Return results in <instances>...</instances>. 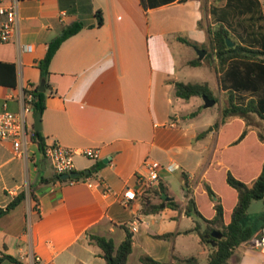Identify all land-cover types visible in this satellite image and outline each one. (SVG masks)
<instances>
[{"label": "crops", "instance_id": "0c3cea01", "mask_svg": "<svg viewBox=\"0 0 264 264\" xmlns=\"http://www.w3.org/2000/svg\"><path fill=\"white\" fill-rule=\"evenodd\" d=\"M228 1L177 0L144 10L140 0H20L19 40L0 45V62L15 65L17 86H0V112L21 111L24 89L42 84L38 62L44 59L48 44L66 26L83 22L85 28L66 40L52 59L49 81L54 94L46 100L42 133L46 146L58 143L100 151L95 161L77 156L75 172L91 171L97 163L104 166L85 181L62 183L55 180L52 165L38 144L31 142L26 155L17 156L11 141H0V209L22 193L26 195L0 218V264H35V257L41 258L40 264H107L92 237H105L119 246L126 237L123 226L134 234L128 264H143V255L160 264H171L174 256L196 258L192 264H208L210 248L196 232H189L196 222L185 215L188 198L183 175L195 192L203 188L204 181L209 182L222 196L226 212H231L236 196L223 183L225 170L249 176L255 169L244 174L243 163H262L264 146L255 129L264 127V121L254 119L248 138L235 147L229 144L244 126L241 118L229 122L238 125L232 138L225 129L216 128L220 116L207 123L206 128L212 126L207 133L199 128L192 115L202 98L185 101L176 96L175 82L184 81L176 76L171 45L193 48L178 37L206 43L207 33L200 26L205 6L213 18L212 11L225 9ZM258 1L263 20L255 29L261 27L264 33V0ZM97 11L103 13L101 27L97 26ZM249 18L232 24L240 26V20ZM27 45L29 52L23 50ZM194 54L182 64L193 67L188 63L197 59ZM34 121L33 113L30 125L35 128ZM147 163L160 169V179L144 187ZM170 164L180 169L166 171ZM87 180L96 186L90 187ZM159 182L168 192L162 211L144 216L141 200ZM106 189L112 193L105 195ZM128 189L137 197L125 205ZM151 194V202H161L156 193ZM170 201L180 208L167 206ZM260 206L259 228L244 226L252 229L253 237L236 250L230 264H264V247L256 242L264 235V205ZM212 214L207 212L209 217ZM169 233L178 235L169 240L156 238Z\"/></svg>", "mask_w": 264, "mask_h": 264}, {"label": "trees", "instance_id": "16d2710c", "mask_svg": "<svg viewBox=\"0 0 264 264\" xmlns=\"http://www.w3.org/2000/svg\"><path fill=\"white\" fill-rule=\"evenodd\" d=\"M176 1L140 0L144 10L159 8L173 4ZM261 6L258 0H230L225 9L212 11L214 24L207 29L208 40L206 43L198 44L184 37L177 38L180 42L195 49L208 51V57L214 61V67L220 77L221 89L226 92L225 103L220 109V119L216 124V128L225 129L229 137L232 138L238 131V125L229 123L230 120L239 117L244 122L239 135L229 144L231 147L240 145L248 138L254 129V119L264 121V33L261 27L255 29V26L263 20ZM244 16L250 17L247 21L240 20V26L244 28L247 34L238 32V36L242 40L241 43H238L233 40L232 22L242 19ZM96 18L97 26H103L104 18L101 11L96 12ZM200 26H202L201 23ZM84 28L83 22L76 21L66 26L62 33L48 44L44 59L38 62L45 90L42 91L40 86H37L31 91L34 97L32 103L34 115L44 113L47 97L54 94L49 81L52 59L66 40L77 35ZM247 28L253 30L247 31ZM228 38L235 43L233 47L228 46ZM203 64L204 62L198 59L188 63L193 67H199ZM0 86L16 88L17 73L14 64L0 62ZM175 90L176 96L185 101L195 97L202 98L203 96L215 99L216 102L219 101L215 98L207 82H175ZM195 115L196 113L192 116ZM255 130L258 142L264 146V127L261 126ZM32 142L38 144L45 155L47 146L43 133L35 130ZM103 166L102 163H97L88 174L81 173L80 177L76 179L61 180L60 176L56 175L54 178L62 183L85 181L102 169ZM253 169H255L253 174L242 177L238 176L232 169L225 170L223 183L236 196L235 205L229 213L226 212L222 196L209 182L204 181L203 188L195 192L190 189L187 175H183L184 188L188 198L184 208L185 215L196 222V227L189 232H196L201 239V243L210 248L211 254L208 264H230L236 250L253 237L252 229L245 228L243 222L248 216L252 203L264 199V160L259 165L256 162L245 161L241 170L242 173L247 174L245 171L252 172ZM30 193L33 196L32 190H30ZM151 193H156L161 202L157 204L151 202L149 200ZM33 197L35 199V196ZM167 197V188L163 182H159L157 188H149L141 200V214L148 216L160 213L162 211L160 206ZM25 198V193H22L6 209H0V218L16 208ZM167 206L175 209L180 208V205L174 201L168 202ZM209 210L213 213L211 217L207 216ZM123 228L126 231V237L119 246H116L113 240L105 237H92L94 243L101 249V257L104 258L107 264H128L133 251L134 234L126 226H123ZM177 235L178 233H169L156 238L169 240L176 238ZM8 258L13 259L10 256ZM140 260L143 264H160L149 255L141 256ZM194 261H196V258L193 257L180 258L174 256L171 264H192Z\"/></svg>", "mask_w": 264, "mask_h": 264}, {"label": "built area", "instance_id": "2783aa9c", "mask_svg": "<svg viewBox=\"0 0 264 264\" xmlns=\"http://www.w3.org/2000/svg\"><path fill=\"white\" fill-rule=\"evenodd\" d=\"M20 0H0V45H5L19 40L20 35V15H19ZM25 52L31 50L30 46L23 48ZM31 86L26 87L22 97V109L20 112H12L5 110L0 112V141H11L13 143L14 152L17 156L26 155L27 147L32 142L35 128L30 125V116H33V95ZM45 156L50 161L53 171L56 176L70 174L75 171V158L77 156H84L91 160H98L100 158V151L93 148L73 149L62 146L58 143H52L46 147ZM148 170L147 179L143 180V186H150L160 179V169L152 163H147ZM180 167L176 164L168 165L165 170L174 172ZM75 183L77 181H71ZM90 187H95L93 181L87 180ZM142 186V188H144ZM111 189L104 191L105 195H110ZM137 194L134 190L128 189L124 193V203L128 205L135 200ZM136 231V227H133ZM256 242L264 247V235ZM41 258L35 257V264H40Z\"/></svg>", "mask_w": 264, "mask_h": 264}, {"label": "rangeland", "instance_id": "374dc122", "mask_svg": "<svg viewBox=\"0 0 264 264\" xmlns=\"http://www.w3.org/2000/svg\"><path fill=\"white\" fill-rule=\"evenodd\" d=\"M208 14H209V9L207 6H205L203 21L201 22V24H202V27H204L206 33H207V29L211 26V24H214L212 23L214 22V18H209ZM246 30L251 31L252 29L247 28ZM238 32L244 33V28L241 26H236V23L234 22L233 26L231 27V33L233 35V40L235 42L241 43L242 40L238 36ZM207 40H208V37L206 39V42ZM171 48L174 51V54L176 56V64H177L176 76H180L181 80H183L184 82H188V83L208 82L211 86L210 88L212 89L215 95V98L219 99V101L216 102V105L209 109H205L203 99H199V104L201 106L196 112L195 123L199 128L203 129L207 133L211 129L212 126H209L208 128H206L205 126L210 121L211 122L217 121V119L220 116V109L221 107H223L225 103V98H226L225 94H222L221 92L220 77L214 67V64H213L214 61L212 58L208 57V51L205 50L206 53L204 54L203 59L201 60L202 62H204L202 66L187 67L184 64H182L183 59L186 57H189L190 55H193L194 49L188 48V47L181 48L177 46V44L174 42L172 43ZM200 50H204V49H200ZM194 55L196 56L197 59H199V54L197 52V49L195 50ZM260 205H264V200L261 202L258 201L254 203L253 208L249 211L247 218L243 222L244 226H249L251 228H254V226H256V228H259L260 218L258 217L257 212L261 207ZM186 225L187 224H184V227ZM191 225L193 224L191 223Z\"/></svg>", "mask_w": 264, "mask_h": 264}, {"label": "water", "instance_id": "95a60500", "mask_svg": "<svg viewBox=\"0 0 264 264\" xmlns=\"http://www.w3.org/2000/svg\"><path fill=\"white\" fill-rule=\"evenodd\" d=\"M227 43H228V46H229V47H233V46L235 45V43L232 42V40L229 39V38L227 39ZM197 52H198V54H199V59H198V60L201 61V60L203 59V56H204V54L206 53V51H205V50L197 49ZM40 89H41L42 91L45 90L44 82H42V84H41V86H40ZM202 99H203V101H204V108H205V109L212 108L213 106L216 105V101L213 100V99H210V98L207 97V96H203ZM34 126H35V130H36V131H40V132H42V114L39 113V114H36V115H35ZM89 172H90L89 170L86 171V174H88ZM80 175H81V173H78V172H75V171H74V172H72V173H70V174H64V175H62L60 178H61V180L76 179V178L80 177ZM166 199H167V198H166ZM163 207H164V205H162V208H163ZM213 235L216 236L215 233H213Z\"/></svg>", "mask_w": 264, "mask_h": 264}]
</instances>
